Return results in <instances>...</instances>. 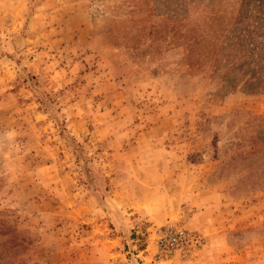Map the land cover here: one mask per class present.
<instances>
[{
    "label": "rangeland",
    "instance_id": "374dc122",
    "mask_svg": "<svg viewBox=\"0 0 264 264\" xmlns=\"http://www.w3.org/2000/svg\"><path fill=\"white\" fill-rule=\"evenodd\" d=\"M263 58L264 0H0V264H264Z\"/></svg>",
    "mask_w": 264,
    "mask_h": 264
},
{
    "label": "built area",
    "instance_id": "2783aa9c",
    "mask_svg": "<svg viewBox=\"0 0 264 264\" xmlns=\"http://www.w3.org/2000/svg\"><path fill=\"white\" fill-rule=\"evenodd\" d=\"M158 244L165 254H179L182 258H188L204 245V237L194 230L172 227L164 231Z\"/></svg>",
    "mask_w": 264,
    "mask_h": 264
},
{
    "label": "trees",
    "instance_id": "16d2710c",
    "mask_svg": "<svg viewBox=\"0 0 264 264\" xmlns=\"http://www.w3.org/2000/svg\"><path fill=\"white\" fill-rule=\"evenodd\" d=\"M188 49H189L190 53H193V48H188ZM210 52H211V50H210ZM203 57L205 58L204 54H203ZM262 61H264V58L262 59ZM201 63H203V62H200V65H206L205 63H207V60H206V62H204V64H201ZM233 64L235 65L236 63L234 62ZM248 65H249V63L247 62V66ZM254 65H255V68L253 69L252 73L257 72L256 74L254 73V76H256L255 78H260L261 72L264 71V66L261 64V61H256ZM251 81L252 82L250 84L256 85V81L254 79H252Z\"/></svg>",
    "mask_w": 264,
    "mask_h": 264
},
{
    "label": "crops",
    "instance_id": "0c3cea01",
    "mask_svg": "<svg viewBox=\"0 0 264 264\" xmlns=\"http://www.w3.org/2000/svg\"><path fill=\"white\" fill-rule=\"evenodd\" d=\"M222 231H219V232H217L216 234H215V238L214 239H217L216 241H222L224 238H225V236H224V234H223V232L221 233ZM216 241H214V242H216ZM230 259V258H229Z\"/></svg>",
    "mask_w": 264,
    "mask_h": 264
}]
</instances>
